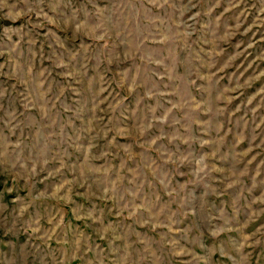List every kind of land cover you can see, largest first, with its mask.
Returning <instances> with one entry per match:
<instances>
[{
	"label": "rangeland",
	"instance_id": "1",
	"mask_svg": "<svg viewBox=\"0 0 264 264\" xmlns=\"http://www.w3.org/2000/svg\"><path fill=\"white\" fill-rule=\"evenodd\" d=\"M0 264H264V0H0Z\"/></svg>",
	"mask_w": 264,
	"mask_h": 264
}]
</instances>
